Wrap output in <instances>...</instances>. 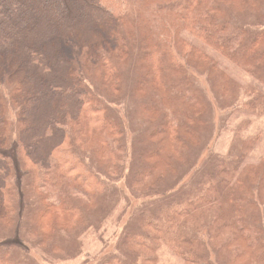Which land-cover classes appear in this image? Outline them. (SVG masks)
Wrapping results in <instances>:
<instances>
[{
	"label": "trees",
	"instance_id": "1",
	"mask_svg": "<svg viewBox=\"0 0 264 264\" xmlns=\"http://www.w3.org/2000/svg\"><path fill=\"white\" fill-rule=\"evenodd\" d=\"M241 108L264 0H0V264H264L263 133L209 150Z\"/></svg>",
	"mask_w": 264,
	"mask_h": 264
},
{
	"label": "rangeland",
	"instance_id": "2",
	"mask_svg": "<svg viewBox=\"0 0 264 264\" xmlns=\"http://www.w3.org/2000/svg\"><path fill=\"white\" fill-rule=\"evenodd\" d=\"M235 75L238 79H241L243 81L247 79L246 76L242 77L243 73L241 71H235ZM242 110L243 109L241 108L237 109L236 111L219 112L217 117L218 124L216 123L215 134L212 140H214L215 138L216 139L212 142L209 149L212 154L226 156L231 147L232 140H234V138L239 134L240 137L241 135L242 137H244L245 135V137L248 138H255L258 133L262 132V136H264V115L256 114L255 111H253L252 113H248V111L241 112ZM241 114L243 116H241ZM248 138L242 139L246 140ZM262 143H264V141H262ZM262 148L263 144H261L260 146H255L254 151L252 152V154H254V158L259 155L258 152H260ZM94 244L95 243L92 241V238L88 239L87 244L84 242L83 255L85 253H89L90 257L94 256L96 254L95 247L94 250L91 248L92 246H94ZM95 246L97 245L95 244ZM85 260L86 259H84L83 262Z\"/></svg>",
	"mask_w": 264,
	"mask_h": 264
}]
</instances>
